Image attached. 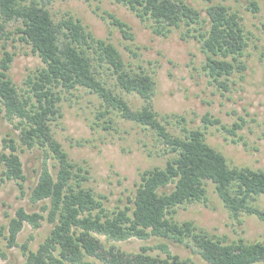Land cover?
Returning <instances> with one entry per match:
<instances>
[{
  "label": "trees",
  "instance_id": "16d2710c",
  "mask_svg": "<svg viewBox=\"0 0 264 264\" xmlns=\"http://www.w3.org/2000/svg\"><path fill=\"white\" fill-rule=\"evenodd\" d=\"M42 1L0 0V19L19 22L21 38L44 63L26 76L25 87H19L9 73L13 53L5 49L0 57V113L17 130L16 136L0 138V183L13 180L25 195L28 173L33 172L37 178L29 187L28 197L30 203L38 204L32 211L17 207L0 226V256L7 258V249L17 246L24 264H93L87 256L105 264H194L191 258L173 253L166 242L157 245L164 255L150 253L148 246L127 252L111 243L155 236L177 243L192 242L209 264H264L262 240L228 242L218 234L198 229L192 221L174 220L178 205L208 199L209 181L232 215L254 214L264 220V209L256 202L264 196V169L231 164L224 153L207 142L201 127L183 125L180 133H173L169 128L171 115L160 116L152 107L154 80L148 72L126 70L112 43L95 38L72 16L55 21ZM116 1L128 4L144 19H152L160 33L165 32L164 27L184 22L188 34L199 41L205 53L204 69L225 89L228 83L223 80L246 68L243 56L251 36L239 9L207 0L213 3L201 17V11L185 0ZM247 9L255 12L260 7L251 0ZM114 23L126 35V23L117 18ZM204 23L208 28L204 29ZM106 62L114 68L117 86L143 99L141 108L132 107L101 78L98 66ZM81 88L102 100L105 108L99 114L108 124L104 128L116 127L114 120L107 118L113 113L152 131L163 147L164 165L142 170L134 193L120 197L113 208L105 203V195L84 184L85 167L71 158L55 135L54 125L64 114L60 105L63 92ZM203 120L233 135L242 125L235 122L230 127L209 115ZM27 151L37 152L29 169L22 159ZM45 221L51 229L36 249L30 246L33 235L19 243L25 225L38 229Z\"/></svg>",
  "mask_w": 264,
  "mask_h": 264
},
{
  "label": "rangeland",
  "instance_id": "374dc122",
  "mask_svg": "<svg viewBox=\"0 0 264 264\" xmlns=\"http://www.w3.org/2000/svg\"><path fill=\"white\" fill-rule=\"evenodd\" d=\"M43 1L55 21L72 16L79 19L85 30L95 38L112 43L126 70L148 72L154 80L152 107L160 116L171 115L169 119L173 123L169 128L173 133H180L183 125L201 127L206 131L207 142L224 153L231 164L264 169V0H255L260 7L255 12L247 9L251 0L213 1L239 9L242 22L251 36L243 56L246 68L241 72L235 71L223 80L228 83L227 89L204 69L205 53L199 41L188 34L184 22L178 26L164 27L165 32L160 33L155 30L156 24L152 19L138 16L135 9L116 0ZM185 1L199 9L201 17L207 15L206 9L213 3L207 0ZM114 18L126 23L127 36L114 23ZM18 26L16 20L5 23L0 19V57L5 49L13 53L9 73L21 87L26 76L44 63L32 51L31 45L21 38ZM206 28L208 23H204ZM98 70L101 78L123 94L132 107L141 108L144 104L142 98L117 86V75L111 65L106 62L98 66ZM63 93L60 105L64 114L60 123L54 125L55 135L71 158L85 167L87 179L84 184L97 194L105 195L108 198L105 203L113 208L120 197L134 193L142 170L164 165L162 144L155 140L152 131L113 113L107 114V118L114 120L117 130L104 128L105 123L106 126L108 124L103 122L104 118L99 113L105 107L101 104L102 100L88 89ZM205 115L220 118L230 127L235 122L242 125L233 135L220 129L219 125L205 123ZM182 118L185 120H179ZM8 134L16 136L17 130L0 113V138ZM34 154L37 152L22 154L27 169L32 168L35 162ZM36 178L33 172L28 173L25 195L13 180L0 183V226L8 222L19 206H24L28 211L37 209L38 204L30 203L28 197L29 187ZM207 195L206 201L178 205L174 220L179 223L192 221L198 229L218 234L228 242L239 238L264 241V220L254 214L232 215L211 181L207 182ZM256 202L264 209L263 195ZM50 229L51 224L46 221L38 229L27 224L18 241L22 243L33 235L30 246L36 249ZM162 242H166L171 251L180 257L191 258L194 264H209L190 241L188 244L177 243L155 236L145 240L131 237L111 241L127 252H138L141 246H148L152 254H162L157 247ZM24 259L21 249L15 246L7 249V258L0 256V264H24ZM86 259L93 264H105L96 257L87 256Z\"/></svg>",
  "mask_w": 264,
  "mask_h": 264
}]
</instances>
